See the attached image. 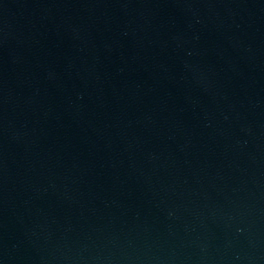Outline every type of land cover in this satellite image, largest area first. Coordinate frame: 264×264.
<instances>
[{
    "label": "water",
    "instance_id": "water-1",
    "mask_svg": "<svg viewBox=\"0 0 264 264\" xmlns=\"http://www.w3.org/2000/svg\"><path fill=\"white\" fill-rule=\"evenodd\" d=\"M0 264H264V0H0Z\"/></svg>",
    "mask_w": 264,
    "mask_h": 264
}]
</instances>
